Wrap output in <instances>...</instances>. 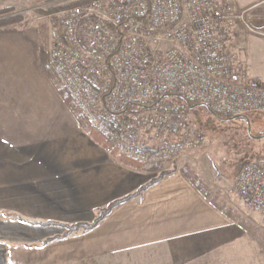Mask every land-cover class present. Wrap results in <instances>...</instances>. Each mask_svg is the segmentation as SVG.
Instances as JSON below:
<instances>
[{
  "label": "crops",
  "instance_id": "obj_1",
  "mask_svg": "<svg viewBox=\"0 0 264 264\" xmlns=\"http://www.w3.org/2000/svg\"><path fill=\"white\" fill-rule=\"evenodd\" d=\"M158 174L119 162L79 125L42 65L38 29L0 27V264H208L245 236L177 170L57 237Z\"/></svg>",
  "mask_w": 264,
  "mask_h": 264
},
{
  "label": "built area",
  "instance_id": "obj_2",
  "mask_svg": "<svg viewBox=\"0 0 264 264\" xmlns=\"http://www.w3.org/2000/svg\"><path fill=\"white\" fill-rule=\"evenodd\" d=\"M253 19L233 0H83L46 18L49 64L112 147L174 161L203 146V131L189 113L142 104L175 93L229 116L264 112V80L227 45ZM230 189L264 212V158L244 163Z\"/></svg>",
  "mask_w": 264,
  "mask_h": 264
},
{
  "label": "rangeland",
  "instance_id": "obj_3",
  "mask_svg": "<svg viewBox=\"0 0 264 264\" xmlns=\"http://www.w3.org/2000/svg\"><path fill=\"white\" fill-rule=\"evenodd\" d=\"M72 1L75 0H0V8L12 7L13 12L23 16L22 22L13 26H27L37 34V25L42 21L47 24L48 33L46 18L53 13L41 15L36 9L56 8ZM233 1L238 9L251 7L254 19L251 28L234 27L228 49L242 60L251 76L264 80V0ZM188 113L195 127L205 135L203 146L189 150V155L184 158L147 163H160L161 168L169 172L185 170V174H189L211 196H216L219 204L229 209L242 223L245 236L215 253L211 252L210 259H213L208 264H264V212L246 206L230 189L241 166L258 159L260 154L264 155V136L258 134L264 130V112L252 111L236 118L222 117L198 104ZM155 171L160 174V170ZM157 255L152 254L151 260L162 262V255ZM164 256L167 258L166 253Z\"/></svg>",
  "mask_w": 264,
  "mask_h": 264
},
{
  "label": "trees",
  "instance_id": "obj_4",
  "mask_svg": "<svg viewBox=\"0 0 264 264\" xmlns=\"http://www.w3.org/2000/svg\"><path fill=\"white\" fill-rule=\"evenodd\" d=\"M83 0H75L70 3L60 5L56 8H48V9H43V8H37L36 11L37 13L41 15H47V14H52L56 12L59 9L80 4L82 3ZM23 16L19 13L13 12L12 7H5V8H0V27L1 26H9V25H14L17 23L22 22ZM38 31H39V39H40V58L42 61V65L45 69V71L48 73L50 76L51 80L53 81L55 87L58 89L60 92L65 104L67 107L70 109V111L74 114L76 117L79 125L100 145H102L104 148L108 149L109 153L111 156L115 157L119 162L128 164L132 167H135L137 169H144V170H149V171H155V170H160V174L150 180L148 183L142 185L137 191H135L132 194H128L122 198L113 200L110 202L105 208H102L100 210L99 215L91 222V223H76V224H62L66 230L64 233L60 236L57 237H66L69 234L78 231L80 229L87 230L95 227L110 211L117 205L131 199L134 196H138L148 188L151 184H153L155 181L159 180L162 178L164 175L171 173L168 170L164 171L161 168L160 163H147V162H142L139 160H136L132 157H129L121 152H119L116 148L112 147L108 140L95 128L90 126V124L87 122L86 118L78 111L71 95L67 91V89L64 87V85L60 82V80L57 78L55 75L54 71L52 70L50 64H49V57H48V51H47V24L45 22H40L37 25ZM201 104L195 100L189 99L181 94H175V93H167L164 94L163 96L157 98L156 100L148 103V104H142L141 107L144 108H150V109H156V110H168V111H181L188 113L190 108L195 107L196 105ZM140 104L135 103L130 105L129 109L130 110H137L139 109ZM206 107V106H205ZM211 113L222 116V117H233L229 115H225L223 113H220L218 111L213 110L212 108L206 107ZM245 115V114H244ZM238 116V117H244ZM259 135H264V130L258 132ZM258 159L264 158V155H258ZM183 171V170H182ZM185 173V170L183 171ZM196 186L208 197V199L218 208L222 209L224 212L231 214L229 209H226L224 206L220 205L219 202L217 201L216 196H211L210 192L206 191L203 189L202 186L199 185V183L195 182ZM241 223V222H240ZM242 224V223H241ZM56 237H52L47 239L46 241L52 240Z\"/></svg>",
  "mask_w": 264,
  "mask_h": 264
},
{
  "label": "water",
  "instance_id": "obj_5",
  "mask_svg": "<svg viewBox=\"0 0 264 264\" xmlns=\"http://www.w3.org/2000/svg\"><path fill=\"white\" fill-rule=\"evenodd\" d=\"M234 118L238 117V116H233Z\"/></svg>",
  "mask_w": 264,
  "mask_h": 264
}]
</instances>
